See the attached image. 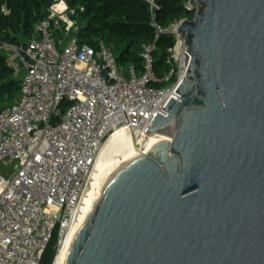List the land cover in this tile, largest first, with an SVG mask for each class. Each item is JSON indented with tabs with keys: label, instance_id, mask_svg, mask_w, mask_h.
<instances>
[{
	"label": "water",
	"instance_id": "water-1",
	"mask_svg": "<svg viewBox=\"0 0 264 264\" xmlns=\"http://www.w3.org/2000/svg\"><path fill=\"white\" fill-rule=\"evenodd\" d=\"M187 72L97 182L64 264H264V0H191Z\"/></svg>",
	"mask_w": 264,
	"mask_h": 264
},
{
	"label": "built area",
	"instance_id": "built-area-1",
	"mask_svg": "<svg viewBox=\"0 0 264 264\" xmlns=\"http://www.w3.org/2000/svg\"><path fill=\"white\" fill-rule=\"evenodd\" d=\"M69 1L52 0L27 45L0 41V54L23 70L20 98L0 111V169H8L0 171V264H42L57 234L56 261L76 233L110 138L124 130L142 142L170 99L180 100L176 91L190 61L182 21L159 26L156 0H145L155 40L144 47L138 74L121 68L106 45L81 44ZM163 37L174 39L172 70L157 79L154 53Z\"/></svg>",
	"mask_w": 264,
	"mask_h": 264
},
{
	"label": "trees",
	"instance_id": "trees-1",
	"mask_svg": "<svg viewBox=\"0 0 264 264\" xmlns=\"http://www.w3.org/2000/svg\"><path fill=\"white\" fill-rule=\"evenodd\" d=\"M156 2L159 6L156 22L163 28L195 18V13L185 8L191 0ZM51 3L52 0H0V41L27 45L35 36L36 25L46 18ZM69 5L77 11L81 44L95 47L102 43L114 54L121 68L128 70L133 66L138 74L143 72V49L155 40L151 7L145 0H70ZM4 8L9 11L8 15L3 13ZM173 45L171 37H163L156 44L154 72L159 79L172 70L168 60ZM152 86L165 87L155 83ZM21 89L22 79L16 77V70L0 54V111L18 101ZM57 241L56 234L42 264H54Z\"/></svg>",
	"mask_w": 264,
	"mask_h": 264
},
{
	"label": "bare ground",
	"instance_id": "bare-ground-1",
	"mask_svg": "<svg viewBox=\"0 0 264 264\" xmlns=\"http://www.w3.org/2000/svg\"><path fill=\"white\" fill-rule=\"evenodd\" d=\"M149 137H150V139L147 142V144L145 145V147H144L145 149L155 140H165L164 138H156V137L151 136V135ZM138 144H141V140H139V139L136 140V138L133 134L131 135L124 130L117 132L112 138H110L105 149L103 150L101 159L97 165V169H96V172L94 174L91 190H90L88 196L86 197V200H85L83 208H82L81 220H82L86 205L88 203V200L92 196L94 188H95L97 182L99 181V179L101 178V176L124 153L131 150L132 148L138 150ZM80 223H81V221H80ZM80 223L78 225V228L80 226ZM78 228H77V230H78ZM71 238L73 239V235L71 236ZM71 238H70V240H68L65 249L59 253V255L55 261V264H64L69 246H70L71 241H72Z\"/></svg>",
	"mask_w": 264,
	"mask_h": 264
},
{
	"label": "rangeland",
	"instance_id": "rangeland-1",
	"mask_svg": "<svg viewBox=\"0 0 264 264\" xmlns=\"http://www.w3.org/2000/svg\"><path fill=\"white\" fill-rule=\"evenodd\" d=\"M57 37H60V35H57ZM8 60V63L16 70V77L19 78L20 80L22 79L23 77V70L21 69V66L19 64H17L15 61L13 62L12 60ZM126 69V70H125ZM124 70L127 71V68H125ZM159 79V78H157ZM150 137L149 135L147 136V138H145L141 143L143 146H145L147 144V142L149 141ZM3 168L0 169V171H2ZM8 171L7 170H3V174H6Z\"/></svg>",
	"mask_w": 264,
	"mask_h": 264
}]
</instances>
